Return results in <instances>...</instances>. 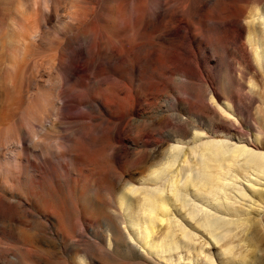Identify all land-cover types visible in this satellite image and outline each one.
Returning a JSON list of instances; mask_svg holds the SVG:
<instances>
[{
    "label": "rangeland",
    "instance_id": "obj_1",
    "mask_svg": "<svg viewBox=\"0 0 264 264\" xmlns=\"http://www.w3.org/2000/svg\"><path fill=\"white\" fill-rule=\"evenodd\" d=\"M127 1L137 7V0H0V264H207V257L211 264H264V246L254 247L252 239L248 241L263 236L253 225L219 227L213 240L201 235L203 230L195 226L197 218L189 215L191 208H182L177 201H169L161 210L153 233L167 229L171 217L179 226L175 249L162 243L156 250L166 252L152 256L131 239L118 198L125 184L139 186L141 173L158 158L153 141L174 134L176 119L169 116L177 112L188 120L185 112L196 101L202 106L196 126L206 133L204 141L235 143L231 137L238 136L264 145V73L257 75L240 61L231 44L221 42L211 51L183 18L152 34L149 47H139L144 42L130 18L133 53L124 59L116 53L123 40H100L93 29L100 26L106 32L114 20L119 31L123 29V21L128 20L116 17ZM210 1H214L211 16L224 19V30L236 20L234 12L218 15L219 9L234 7L246 14L257 4V0ZM78 12L86 13L88 19L85 28L79 29L94 31L99 46L93 51L90 47L72 50L64 43ZM156 36L168 46L155 41ZM197 41L201 54L196 57L188 45ZM161 44L172 51L163 65L154 53ZM98 48L108 53L112 49L114 61L101 60L103 68L92 79L88 65ZM65 54H72L71 68L80 79L62 87L60 67ZM138 56L147 59L141 62ZM137 63L144 65L140 75ZM195 67L201 77L192 75ZM204 84L237 107L230 120L212 105ZM128 91L143 94L133 110ZM100 99L107 112L84 108L86 103L99 105ZM176 99L182 101L177 108L181 113L174 111ZM54 107L65 110L56 117ZM196 159L186 155L188 164ZM192 176L187 171L186 184ZM190 203L204 209L209 206Z\"/></svg>",
    "mask_w": 264,
    "mask_h": 264
},
{
    "label": "bare ground",
    "instance_id": "obj_2",
    "mask_svg": "<svg viewBox=\"0 0 264 264\" xmlns=\"http://www.w3.org/2000/svg\"><path fill=\"white\" fill-rule=\"evenodd\" d=\"M213 2L210 0H181V2L176 0H137V7L128 2L123 4L122 12L116 17L128 20L123 21V29L119 31L118 20H114V24L111 23L112 26L108 27L109 29L106 28L108 29L106 32L100 26H94L93 30L98 33L100 40L106 39L109 42L112 37L123 40L124 45L121 42L123 46L116 48V53L128 60L133 53L132 42L128 36L132 31V26L129 23L130 18L133 17L134 22L131 24L134 29H137L142 42H144L139 47H149L152 34L156 33L158 29H165L168 24L183 18L184 21L186 20L187 27L193 35L198 37L199 41H205L211 51H214L215 47L221 42L231 44L235 48L237 58L247 66H250L251 69H255L257 75L262 76L261 72L264 73V0H257L256 6L253 5V10L249 9V12L247 11L248 14L245 10L246 14L239 11L238 13L234 10V7H231L232 5L230 6L231 9L217 8L219 9L218 15L225 16V14L234 12L232 16H234L233 18H235L236 22L229 30L222 29L224 19L217 20L215 18L216 15L214 18L211 16V13H214L212 10ZM169 3H173L172 6L165 9ZM218 4L217 6H219ZM228 5L230 4L228 3ZM201 12L204 15H201ZM86 16V13L78 12L75 18L76 24L72 23L73 26L71 25V28L74 27L73 30H70L64 36L65 45H68L72 50L90 47L91 51H93L94 48L99 46L96 42L97 40L93 38L92 34H94V31L79 29L87 24L88 19ZM232 16L230 17L232 18ZM223 17L220 16V18ZM229 18L227 19L229 20ZM120 26L122 25L120 24ZM162 38L156 36L153 39L157 42L163 41V44L168 46L169 43ZM199 41L188 45L190 52L196 57L201 54V42ZM163 44L155 46L154 50L158 57L159 65H163L164 60L172 55V51L170 49L165 50L164 46H162ZM108 50L109 53L106 49L102 51L98 48L94 58L90 60L88 66L93 75L92 79H96L103 68L101 60L107 64L114 61L112 49L109 48ZM144 50L146 51V49ZM225 50L226 53H229L228 48H225ZM71 55L65 54L64 61L60 67L62 72V84H60L62 87L69 86L76 79H80V76H77L72 71L71 63L73 58ZM139 55L143 56L141 53ZM232 56L236 57L234 53ZM139 58L141 62L147 59L145 57ZM169 59L172 60V56ZM220 60L222 61L223 59ZM223 63L224 61H222ZM140 64L137 63L135 68L137 75H140V72L144 69V65ZM83 65H85V62ZM156 73L155 71L153 72L155 77ZM192 75L201 77L196 67L195 71L192 70ZM146 82H148L147 79L144 83L142 82L144 87ZM97 83L99 84L100 82ZM160 86L159 84L158 87ZM203 88L205 92L210 94V102L215 109H218L220 116L225 118V120H230L238 112L236 106L223 101L222 97L214 89L209 90L207 84H204ZM158 89L157 91H159ZM131 93L129 92L128 97L129 108L133 110L137 105L139 106L140 103L138 104V102L142 99L143 94L136 93V95H132ZM61 97V100L65 102L66 97L63 95ZM99 102V105L86 103L84 108L88 111L105 110L107 112L104 106L105 101L100 99ZM180 102H182L181 99H176L174 111L181 113L177 109L179 104H181ZM195 102H192V106L190 105L191 107L187 108L189 111L185 112L189 118L188 120L177 112L173 114V117L169 116L170 120L175 121L176 119L173 125L174 134L167 139L161 138L153 141L152 145L158 158L155 157V159L151 160L152 164L147 166L141 173L140 185L125 184L122 194L118 198L120 214L124 222L132 230V233H130L131 239L138 244L144 245L148 254L152 256L161 257L166 252L156 250L158 245L162 243L171 249L177 247L175 230L179 226L171 217L169 218L167 229L153 235L156 227L154 222L158 219L161 210L166 208L169 201L179 202L182 208H191L189 215H194V218H197L195 226L201 229L199 231L202 232L203 230L204 233H201L203 236L206 234L211 239L217 240L218 237L215 232L219 227L225 228L239 223H248L255 227L256 232L263 234L261 237H250L248 241L250 239L253 241L251 246H264V145L255 144L249 139L243 140L238 136L231 137L235 140V143H226L218 140L204 141V138L207 137L206 133L198 130L196 126V122L202 118V106L200 107V104ZM114 105L120 106L117 102ZM33 110L29 111L27 115H31ZM64 110V107L53 108L56 117H59ZM166 120L168 121V118ZM186 135L188 136L186 137ZM191 144L194 146H190ZM188 153H191L194 157L197 156L196 163L188 164V161H186ZM211 164L215 166V169L211 167ZM189 170L193 173V176L190 183L186 184L187 171ZM191 201L205 202L209 204V209H204L197 204H191ZM185 237L188 238L189 234L186 233ZM206 262L211 264L210 258L207 257Z\"/></svg>",
    "mask_w": 264,
    "mask_h": 264
},
{
    "label": "snow or ice",
    "instance_id": "obj_3",
    "mask_svg": "<svg viewBox=\"0 0 264 264\" xmlns=\"http://www.w3.org/2000/svg\"><path fill=\"white\" fill-rule=\"evenodd\" d=\"M231 118V117H230Z\"/></svg>",
    "mask_w": 264,
    "mask_h": 264
}]
</instances>
